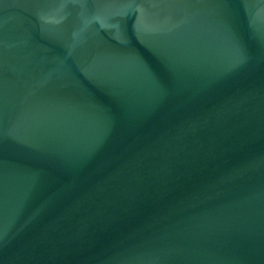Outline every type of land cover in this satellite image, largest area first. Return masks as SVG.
<instances>
[{
	"label": "water",
	"instance_id": "95a60500",
	"mask_svg": "<svg viewBox=\"0 0 264 264\" xmlns=\"http://www.w3.org/2000/svg\"><path fill=\"white\" fill-rule=\"evenodd\" d=\"M0 264H264V0H0Z\"/></svg>",
	"mask_w": 264,
	"mask_h": 264
}]
</instances>
